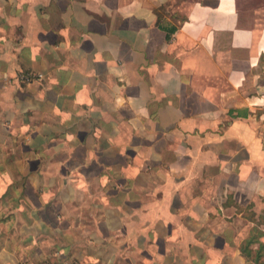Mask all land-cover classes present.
Instances as JSON below:
<instances>
[{"label":"crops","instance_id":"crops-1","mask_svg":"<svg viewBox=\"0 0 264 264\" xmlns=\"http://www.w3.org/2000/svg\"><path fill=\"white\" fill-rule=\"evenodd\" d=\"M258 231L264 0H0V264H247Z\"/></svg>","mask_w":264,"mask_h":264},{"label":"trees","instance_id":"trees-1","mask_svg":"<svg viewBox=\"0 0 264 264\" xmlns=\"http://www.w3.org/2000/svg\"><path fill=\"white\" fill-rule=\"evenodd\" d=\"M176 27L170 28L168 30L167 37H170V34L174 32ZM264 234V231H258L257 233H254L251 235L243 244L241 245V251L243 255H245L248 259L247 264H250L251 262L257 263V264H264L263 256H264V243L260 241V236ZM254 242H260L258 248L255 249V253L253 248L251 247V244ZM250 260V261H249Z\"/></svg>","mask_w":264,"mask_h":264},{"label":"built area","instance_id":"built-area-1","mask_svg":"<svg viewBox=\"0 0 264 264\" xmlns=\"http://www.w3.org/2000/svg\"><path fill=\"white\" fill-rule=\"evenodd\" d=\"M44 74L41 72H33V71H29V72H21L20 74V79L25 82V83H31L34 81H39L44 79Z\"/></svg>","mask_w":264,"mask_h":264},{"label":"rangeland","instance_id":"rangeland-1","mask_svg":"<svg viewBox=\"0 0 264 264\" xmlns=\"http://www.w3.org/2000/svg\"><path fill=\"white\" fill-rule=\"evenodd\" d=\"M250 264H257V263L251 262Z\"/></svg>","mask_w":264,"mask_h":264}]
</instances>
